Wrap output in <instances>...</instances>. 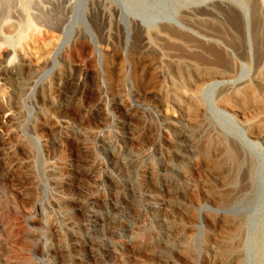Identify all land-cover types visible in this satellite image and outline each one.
Returning <instances> with one entry per match:
<instances>
[{"label":"rangeland","instance_id":"obj_1","mask_svg":"<svg viewBox=\"0 0 264 264\" xmlns=\"http://www.w3.org/2000/svg\"><path fill=\"white\" fill-rule=\"evenodd\" d=\"M258 60L264 0H0V264H264V91L240 85ZM210 67L217 74L200 86L198 102L173 100L170 93L189 100L192 81ZM224 72L234 76L228 87ZM51 88L62 92L54 105ZM114 95L128 96L137 116L125 118ZM99 99L106 121L84 119ZM174 116L200 121L190 130L200 154L186 179L164 172L163 163L177 157ZM84 127L86 137L74 141ZM205 136L227 138L245 153L239 184L228 185L231 162L208 172ZM113 156L132 167H115ZM169 177L177 182L173 194ZM66 195L94 199L101 228L63 203ZM227 197L229 208L221 204Z\"/></svg>","mask_w":264,"mask_h":264},{"label":"bare ground","instance_id":"obj_2","mask_svg":"<svg viewBox=\"0 0 264 264\" xmlns=\"http://www.w3.org/2000/svg\"><path fill=\"white\" fill-rule=\"evenodd\" d=\"M97 3V2H96ZM256 16V15H255ZM72 27V26H71ZM147 34V33H146ZM196 34L197 35H200L201 36V34L199 33V32H196ZM258 34V33H257ZM148 35V34H147ZM146 36V35H145ZM149 36V35H148ZM202 36H204V35H202ZM143 37V36H142ZM212 37V36H211ZM257 37V36H256ZM144 38H146V37H144ZM148 38H150V37H148ZM210 38V37H209ZM147 39V38H146ZM150 40V39H149ZM209 40H211V38L209 39ZM215 40V39H214ZM146 44H147V42H145ZM150 43V42H149ZM249 43V42H248ZM151 44V43H150ZM148 45V44H147ZM257 45H258V43H257ZM146 46V45H145ZM249 46V45H248ZM144 48V47H143ZM20 50V49H19ZM161 52V51H160ZM159 52V53H160ZM162 53V52H161ZM160 53V54H161ZM164 53H165V51L163 52V55H164ZM213 53V52H212ZM248 53V52H247ZM257 53V52H256ZM170 54V53H169ZM165 55H167V54H165ZM164 55V56H165ZM171 55V54H170ZM216 55V54H215ZM259 55V54H258ZM173 57H174V55H172ZM186 56V55H185ZM206 56V55H205ZM246 56H247V54H246ZM171 57V56H170ZM159 58H161L160 56H159ZM167 58V57H166ZM165 58V59H166ZM155 59V58H154ZM156 59H158V58H156ZM173 59V58H172ZM183 59V58H182ZM205 59V58H204ZM263 59V58H262ZM214 60V59H213ZM158 61H159V59H158ZM174 61V60H173ZM7 62V61H6ZM5 62V63H6ZM154 62V61H153ZM169 62V61H168ZM181 62V61H180ZM164 62H163V60L161 61H159V62H157V64H161V65H163L164 66V64H163ZM194 63V62H193ZM8 64V63H7ZM183 64H184V69L185 70H187L189 67H190V61L189 60H184L183 61ZM192 65V64H191ZM209 65V64H208ZM214 65V64H213ZM219 65V64H218ZM5 66V65H4ZM117 66V65H116ZM194 66V65H193ZM3 67V66H2ZM9 67V66H8ZM161 67V66H160ZM164 67H166V66H164ZM207 67H209V66H207ZM215 67V66H214ZM30 68V67H29ZM32 68V67H31ZM157 68V67H156ZM191 68H192V66H191ZM197 68V67H196ZM206 68V67H205ZM9 69V68H8ZM11 69V68H10ZM17 69V68H16ZM159 69V68H158ZM157 69V70H158ZM167 69V68H166ZM190 69V68H189ZM195 69V68H194ZM193 69V70H194ZM227 69V68H226ZM13 70V69H12ZM33 70V69H32ZM168 70V69H167ZM167 70L165 71V69L162 67V70H161V68H160V71L161 72H163V73H167ZM192 70V69H191ZM208 70V72H207V74L206 75H204V76H199V77H197L196 79H192L191 81H192V83L194 82V86H195V90H193V92L191 93L192 95H191V97L189 98V100L188 99H183V97L181 98V97H179L178 96V94H175V93H170V96L172 97L173 96V100L174 101H177L179 104L181 103V104H186L187 102H190L191 100H195V102L197 101L198 102V100H199V98H201L199 95V90H200V86L203 84V82H205L206 83V81H210V80H212V76H216V74L214 73H212L213 71H215V70H213V68H209V69H207ZM227 70H229V69H227ZM9 71V70H8ZM183 71V70H182ZM195 71V70H194ZM204 71V70H203ZM230 71V70H229ZM185 72V71H184ZM187 72V71H186ZM228 71H226V73H227ZM11 73H14L13 71L11 72ZM177 73V72H176ZM225 73V72H224ZM223 74L222 76H223V78H222V76H220L222 79H223V81L222 82H224V83H226V87H228L229 85L228 84H231V83H233V75H231V74ZM9 74V73H8ZM171 73H169V74H167V75H170ZM185 74V73H184ZM199 74V73H198ZM204 74V73H203ZM17 75V74H16ZM182 75V74H181ZM63 76V73L62 72H59V74H58V77H62ZM177 77L179 76V74L178 75H176ZM197 76V75H196ZM237 77H239L238 75H236ZM235 76V77H236ZM13 77H15L14 75H13ZM159 77H161V76H159ZM16 78V77H15ZM169 78V77H168ZM180 78H181V76H180ZM217 78H218V76H217ZM167 79V78H166ZM220 79V78H219ZM118 80V79H117ZM238 81V80H237ZM237 81H235V83L237 82ZM174 82V81H173ZM181 82V81H180ZM182 83V82H181ZM186 83V82H185ZM58 84V83H57ZM167 85V84H166ZM192 85V84H191ZM210 85V84H209ZM237 85V84H236ZM238 85H239V83H238ZM240 85H241V87L242 88H244V91H247V90H249V91H253V90H256V89H260V90H262V91H264V61H259L258 60V62H257V64H256V68H255V71H254V73L252 74V76H249V78H247V79H245V80H242L241 82H240ZM119 86V85H118ZM168 86H170V85H168ZM175 86V85H174ZM187 86V85H186ZM190 86V85H189ZM194 86H191V87H194ZM232 86V85H231ZM183 87H184V85H183ZM226 87H224L225 89L222 91L221 90V96H220V98H221V100L223 101V104H226L227 103V101L228 100H230L229 98H228V95L226 94L227 92H226ZM233 87V86H232ZM180 88V87H179ZM171 89H173V88H171ZM171 89H169L170 91H171ZM178 89V88H177ZM188 89V88H187ZM233 89H235V88H233ZM237 89H239V87L237 88ZM61 90V87L60 88H58V90L57 91H60ZM65 91V90H64ZM174 91V90H173ZM231 91H232V89H231ZM240 92H241V90H239ZM255 92V91H254ZM60 93H62V92H60ZM60 93L59 92H57V94H56V90H54V88L52 89L51 88V91H50V94L48 95L49 96V99L53 102L52 104L54 105V103L55 102H57V99H58V95H60ZM73 93V92H72ZM230 93V92H229ZM244 93V92H243ZM250 93V92H249ZM256 93V92H255ZM48 94V93H47ZM114 94V93H113ZM231 94V93H230ZM140 95H142V94H140ZM149 95V94H148ZM189 95V94H188ZM188 95L186 96V97H188ZM242 95V94H241ZM248 95V94H247ZM251 95V94H250ZM249 95V96H250ZM115 97H114V106L116 107V108H120L121 110H122V112H123V114L125 115V118H129V117H133V116H135L136 115V106L133 104V102H131L128 98H126V97H128V96H121V95H118V96H116V95H114ZM138 96V95H137ZM143 96V95H142ZM146 96V95H145ZM169 96V97H170ZM183 96V95H182ZM185 96V95H184ZM113 97V96H112ZM241 97V96H240ZM239 97V98H240ZM61 98H62V96H61ZM165 98H166V96H165ZM113 99V98H112ZM248 100V99H247ZM105 101V100H104ZM170 101H172V99L170 98ZM257 101V100H256ZM262 101V100H261ZM176 102V103H177ZM192 102H194V101H192ZM191 102V103H192ZM194 102V103H195ZM247 102H250V101H247ZM263 102H264V100H263ZM77 103V102H76ZM175 104V103H174ZM193 104V103H192ZM239 104V103H238ZM56 105V104H55ZM162 105V104H161ZM191 105V104H190ZM189 104L187 105V106H190ZM198 105V106H197ZM199 105H201V104H196V111L197 112H199L200 111V109L198 108L199 107ZM234 105H235V103H234ZM103 102H102V99H99V101H97L96 103H94V104H92L91 106H88V107H86L85 108V117H84V119H89L90 120V118H92V117H94V119H95V117H97V118H105V117H107V111L105 110V109H103ZM183 106V105H182ZM186 106V105H185ZM184 106V107H185ZM227 106V105H226ZM233 106V105H232ZM139 107V106H138ZM191 107H192V105H191ZM195 107V106H194ZM201 107V106H200ZM228 107V106H227ZM238 107V106H237ZM240 107V106H239ZM182 108V107H181ZM189 108V107H188ZM187 108V109H188ZM138 109V108H137ZM185 109V108H184ZM202 110H203V108H201ZM235 109V108H234ZM188 111H190V113H191V110H188ZM193 111V110H192ZM195 111V112H196ZM222 111H225V112H227L228 113V111H226V110H222ZM53 112V111H52ZM202 112V111H201ZM238 112V111H237ZM189 114V113H188ZM239 114V113H238ZM191 116L190 117H192V113L190 114ZM195 115V114H194ZM200 115V114H199ZM137 116V115H136ZM138 116H139V114H138ZM189 116V115H188ZM192 118H194V116L192 117ZM192 118H187V120H186V122H179V118H176V116H174V117H171V119H173L174 120V126H173V129H174V131H173V135H174V142H175V149H176V155H177V157L175 158V160L173 161V162H171V161H165L163 164H164V168H165V171L164 172H168V171H170V169H173V170H176V171H178V173H180V175H181V177L182 178H187L188 177V166H189V164H190V162H193L194 160H196V158H197V156L200 154V152L198 151V149H197V147H196V145H195V137H194V134H192L191 133V131L190 130H192V128L194 127H196V126H199L198 125V123L200 122L199 120H196V119H192ZM164 124H170L172 121H170L171 119L169 118V117H164ZM179 119V120H178ZM99 120V119H98ZM130 120V119H129ZM104 121H106V118H105V120ZM123 121V120H122ZM132 121V120H131ZM130 121V122H131ZM160 121V120H159ZM177 121V122H176ZM185 121V120H184ZM55 122V121H54ZM103 122V121H102ZM126 122V121H125ZM130 122H128V124L130 123ZM127 123V122H126ZM173 123V122H172ZM171 123V124H172ZM85 125V124H84ZM83 125V126H84ZM172 126V125H171ZM206 126V125H205ZM82 127V126H81ZM166 128V127H165ZM211 128V127H210ZM10 130V129H9ZM219 131V130H218ZM1 132H2V130H1ZM264 132V131H263ZM199 134H201V133H199ZM202 134H203V132H202ZM205 134V133H204ZM74 135V134H73ZM86 135H87V130H86V127H84L83 129H80L72 138H73V140L74 141H76V142H78V141H80L82 138H85L86 137ZM261 136H262V134H261ZM71 137V136H70ZM206 137V136H205ZM252 140V139H251ZM204 141V146H203V148H202V150H201V152H202V154L204 155V159H205V162H206V169L208 170V172L209 173H211L214 169H215V167H217V166H219L220 164L221 165H223V164H227V163H232L233 165H234V176L232 177V179H231V181L229 182V184L228 185H237V184H239L240 182H241V180L243 179L242 177H241V174H240V169L242 168V166L245 164V163H247L248 162V159H247V157H246V155H245V153H243L241 150H240V148L239 147H237L233 142H229L228 140H227V138H224V137H222V138H220V139H216V140H213L212 138H209V137H206L205 138V140H203ZM202 142V141H201ZM84 143H82V145H80V147L82 148V147H85V145H83ZM202 144V143H201ZM174 145V144H173ZM200 147V146H199ZM198 147V148H199ZM170 148V147H169ZM84 149V148H83ZM244 149V148H243ZM9 151H10V146L9 145H4V148H3V157H4V160H5V162H6V164L8 165V166H11V163L9 162V158H8V154H9ZM86 152V151H85ZM80 154V153H79ZM214 157V158H213ZM122 159V158H121ZM110 162H112L113 163V165L115 166V167H119L120 169H126L127 167H128V163L130 162H125V160L124 161H122V160H120L119 159V157H115V156H113L112 158H111V161ZM175 162V164H176V167L175 166H173V163ZM62 163V162H61ZM74 164H76V161L75 162H73ZM150 163V162H149ZM251 163V162H250ZM249 163V164H250ZM64 164V163H63ZM70 164V163H69ZM130 164V163H129ZM249 164H247V165H249ZM230 165V164H229ZM70 167V166H69ZM96 167V166H95ZM115 167H114V169H115ZM129 167H132V166H129ZM128 167V168H129ZM147 167V166H146ZM145 167V168H146ZM229 167V166H228ZM76 168V167H75ZM248 168V167H247ZM252 168H253V165L252 164H250V166H249V176H251L252 177ZM95 170V169H94ZM129 170H131V169H129ZM154 170V167L153 166H150L149 168H148V171L149 172H152ZM93 171V170H92ZM98 172V171H97ZM126 172H128V171H126ZM157 172V171H156ZM79 173H81V172H79ZM86 173H87V170H86ZM130 173V172H129ZM88 174V173H87ZM97 174V173H96ZM155 174V173H154ZM247 174V173H246ZM153 175V174H152ZM232 175V174H231ZM87 176V175H86ZM147 176H148V174H147ZM214 176V175H213ZM80 177V176H79ZM166 177V176H165ZM231 177V176H230ZM240 178H242L241 180H240ZM95 179L96 180H99L100 179V177H99V175H97L96 177H95ZM166 179V178H165ZM169 179L170 180H167V184H168V190H169V192H170V194H173L174 193V191H178V187H177V182L176 181H174L175 180V178L174 177H169ZM179 180V179H178ZM244 180V179H243ZM180 181V180H179ZM214 181V180H213ZM189 182V181H188ZM243 182V181H242ZM187 183V182H186ZM190 183V182H189ZM188 184V183H187ZM216 184V183H215ZM248 185V184H247ZM247 185L243 188L242 187V195H245V194H247L248 192H249V187H247ZM164 187V186H163ZM240 187V186H239ZM238 187V188H239ZM65 189V188H64ZM214 189H215V187H214ZM240 190H241V188H239ZM153 190V189H152ZM155 191V190H154ZM239 191V190H238ZM240 192V191H239ZM149 194L150 195H153L152 194V191L151 192H149L148 191V193L146 194V195H148L149 196ZM226 195V194H225ZM232 196V195H231ZM153 197H155L154 195H153ZM92 198L90 197H88V198H85V199H80L79 197H76L75 198V196H71V195H66L65 196V199L62 201L63 203H65V202H69V201H72L73 203H75V207H74V209L75 210H80V211H83V213L84 214H87L88 216H89V218H92V220H90V222L91 221H93V223L91 224L92 225V227H93V229L94 230H98L99 229V227L101 228V226L103 225V223H104V221H105V218L102 216V215H98V214H96V212L95 211H93V209L91 208V206H90V204L92 203H94V202H96L94 199H92ZM149 204H151L153 207H155L156 209H158V206L159 207H161V204H162V202H160L159 203V201L157 200V199H155V198H151L150 199V197H149ZM148 202V201H147ZM230 203H231V200L227 197V199L223 202V203H221V204H223V206H225V207H227V208H229L230 207ZM95 204V203H94ZM93 204V205H94ZM61 205V204H60ZM119 205V204H118ZM229 206V207H228ZM66 207V206H65ZM122 209L123 208H125V201H121V206H120ZM68 210V209H67ZM130 210V209H129ZM117 212V211H116ZM66 213V212H65ZM124 213V212H123ZM132 214V213H131ZM129 215V214H128ZM155 215L157 216L158 214H156L155 213ZM112 216V215H111ZM110 217V216H109ZM155 217V216H154ZM158 217V216H157ZM156 217V218H157ZM164 217V216H163ZM115 218V217H114ZM167 218V217H166ZM107 219V218H106ZM159 219V218H158ZM173 219V218H172ZM240 219V218H239ZM174 220V219H173ZM176 221V220H175ZM62 222V221H61ZM107 222V221H106ZM113 222V221H112ZM90 224V223H89ZM71 225H72V227L74 228V230H76V223L74 222V221H71ZM116 225V224H115ZM114 224H113V227L115 228L116 226H115ZM119 225V224H118ZM177 225H179V224H177ZM169 226L170 227H172V226H176V222H173L172 221V223L171 224H166V226H165V229H166V235H167V237H166V240L167 241H169V238H168V235L170 234L169 233V230H170V228H169ZM71 227V228H72ZM126 227V226H125ZM119 227L117 226V228L116 229H118ZM123 228V227H122ZM137 228V227H136ZM177 228V227H176ZM92 229V230H93ZM160 232V231H159ZM181 232V231H180ZM131 233V232H130ZM62 234H64V233H62ZM138 236V233H134V232H132L131 234H130V237H132V238H136ZM171 239V238H170ZM186 239V238H185ZM187 240V239H186ZM90 240H89V237H88V235L82 240V241H80L79 239H76L74 242H73V244H74V246H73V248L75 247H77L78 245H81L82 243H88ZM147 241V240H146ZM81 243V244H80ZM170 243V242H169ZM159 248V247H158ZM169 249V248H168ZM167 249V250H168ZM90 252V251H89ZM167 252V251H166ZM108 253V252H107ZM237 261V260H236Z\"/></svg>","mask_w":264,"mask_h":264}]
</instances>
